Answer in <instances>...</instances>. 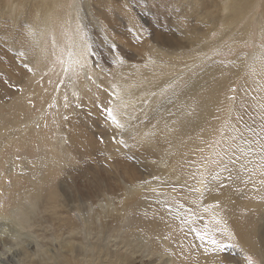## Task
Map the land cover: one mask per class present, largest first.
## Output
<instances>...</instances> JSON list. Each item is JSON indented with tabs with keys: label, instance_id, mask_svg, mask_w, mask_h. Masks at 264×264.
<instances>
[{
	"label": "rangeland",
	"instance_id": "obj_1",
	"mask_svg": "<svg viewBox=\"0 0 264 264\" xmlns=\"http://www.w3.org/2000/svg\"><path fill=\"white\" fill-rule=\"evenodd\" d=\"M45 1L46 8L52 9L50 5L56 6L57 12L55 13L56 8H53L50 26L44 35L45 45L36 61L35 46L30 42V35L23 34V37H20L23 40L19 38L18 44V37L13 36L11 28L20 22V25L25 26V31L29 29L28 25L32 24V18L27 21L19 18L16 21L15 16L20 11H12L14 13L11 16V13L4 12V9L8 10V7L4 6L7 0H1L2 5L0 4V44L14 56L13 59L17 57L9 66L0 65V242L8 240L5 247L0 249V264H178L177 256L172 257L167 253L173 250L171 243L165 244L160 239V235L164 234L158 232L159 236H156V233L153 236L150 234L152 232L140 223L144 211L153 214L154 210L158 212L165 209L167 215L170 214L174 219V225L180 235L183 238L187 236L188 240L192 239V236L200 238L196 235L198 231L206 232L208 238L230 235L224 219L226 208L216 202L203 203L204 199L197 200L196 194L188 196L183 195V192L187 191L186 188L196 189L198 185L195 179L201 176L202 171L205 173L206 187L201 194L212 188L217 189V185L223 183L237 194L244 193L251 184L254 185L253 176L257 178L256 182H261L264 186V153L260 150L264 145V0H239L240 9L236 10L232 4L233 0H105L113 3L111 7L104 6L108 14H115L120 8L118 13L123 14L122 17L126 10L137 16L133 23H124L123 30L128 34V37H124L125 40L128 38L126 41H122L116 33L105 34L103 24L95 18L84 17L85 12H88V1L105 3L104 0H54V4L53 0H43ZM21 2L18 6L26 5V8L33 4L31 0ZM159 14L162 17H159ZM124 19L126 20V15ZM119 23L123 25L122 21ZM136 25L140 26V30L135 29ZM156 30L164 32L160 33L161 36L170 37V41L165 43V48L172 51H163L159 59L147 50L151 46L155 47L154 50L158 48L152 40ZM77 35L83 39L82 51H85L87 56V62L84 63L86 65H80L79 60L72 61ZM139 35L146 36L147 41L139 46L140 48L138 44L142 37ZM12 38L16 41H11ZM23 43H28L25 46L29 47V52H23ZM177 45L182 46L178 48V52L173 50ZM87 46H90L94 55L88 57ZM101 54L108 56L104 64L101 61L99 64L96 58ZM4 57L0 56V61L6 65L7 60ZM123 64H132L139 70L138 74L133 77L131 72L122 74L123 68L119 65ZM96 65L105 72L106 81L101 83L104 87L93 82L95 95L92 98L93 95L89 97L80 94L79 89L80 82L83 81V68L90 66V77L93 78V66ZM143 69L152 70V74L145 78L150 79L153 84L147 90L140 87L139 81L143 79L137 78L142 76ZM203 70L205 74L214 72V83L220 82V88L216 92L219 98L213 97L208 104L214 106L213 112L201 130L196 131L193 142L192 138H185L178 145L184 147L186 143L190 144L185 149L188 154H183V160H187L185 165L180 162H174L175 165H172L176 171L172 179L165 176L164 180H159L154 179L159 178V175L149 176L150 171H155V168L144 162L140 153L128 151L127 147L119 142L122 139L130 146L129 142L134 141L133 135L120 137L119 131L123 133L124 130L118 129L115 124L111 126L117 128L118 133L115 130L113 134L108 127L106 134L103 129H97L91 124L93 119L100 117L99 114L111 122L104 110L108 107H112L117 116L119 113L125 115V109L119 102L123 101L124 91L130 93L131 101H136L133 90L135 88H138L140 98L136 103L126 100L131 108L128 114L132 121H146V118L149 120L148 110L145 111L141 107L149 104L148 96L165 82L163 80L171 78L159 98L168 94L170 96L174 91L185 87V82L190 76ZM123 75L128 80H134L132 83H123L119 79H123ZM102 90L108 94L104 95ZM201 91L189 97L185 104L181 102V106L186 108H183L178 117H189L196 111L199 103H202L201 96L211 95L207 87L201 88ZM181 98L184 99V96L181 95ZM174 109L178 110V107ZM174 120V125L178 128L179 122ZM214 120L218 122L212 129ZM150 130L148 129L149 134ZM203 136L207 138L202 140ZM110 139V142L115 141L124 147V154L112 152L111 146L108 145ZM201 142L203 150L196 156L193 149L196 150L197 144ZM229 146L230 153L235 149H244L238 155L245 154L249 147L255 148L251 163L245 158L235 160V165L246 167V172L241 177L231 172L230 166H218L213 163L217 159L224 160L222 149ZM119 156L123 157V160L125 158L130 168L139 169L140 175L136 179L140 182H144L141 176H147V188L139 193L141 195L133 198L134 200L128 201V204L123 189L129 181L119 182L121 186L119 183L118 186L116 183H109L111 187L114 185L115 190L107 188L106 193L97 186L100 179H107L108 175L114 174V169H107L108 162ZM218 167L220 173L213 176L212 173L217 171ZM171 188H180V193L176 194ZM55 191H61L56 204H44L43 198ZM217 192L219 193L218 189ZM82 193L89 197L79 199L78 194ZM108 202H112L111 210L114 213L110 212L111 228L103 234L99 228L104 220L100 211L110 209L106 207ZM81 204L85 210L83 212L79 210ZM240 209L247 210L238 203L233 211L238 212ZM87 217L90 223L95 221L99 235L95 230L91 235H86L84 219ZM187 225L189 226L186 228ZM133 229L149 235L147 245H137L139 249L137 248ZM165 231L171 232L170 229ZM61 237L81 242L86 248L71 252L70 249L60 246ZM102 238L106 240L102 241ZM127 240L135 242L132 247ZM151 241L152 244L156 242L157 248L151 247ZM98 243L101 248L104 247L103 250L94 247V244ZM224 244L228 246L216 256L221 264H249V260L242 263L234 258L222 262L219 254L235 256L234 250L248 254L247 258L256 264H264V255L250 250L243 252L244 246L238 241L228 239ZM194 250L196 253V249ZM4 252L12 255V259L9 257L6 263ZM118 252L123 253L122 257H117ZM211 253L208 258L203 259H195L198 257L195 255V258H191L192 264H220L211 259L214 256Z\"/></svg>",
	"mask_w": 264,
	"mask_h": 264
},
{
	"label": "bare ground",
	"instance_id": "obj_2",
	"mask_svg": "<svg viewBox=\"0 0 264 264\" xmlns=\"http://www.w3.org/2000/svg\"><path fill=\"white\" fill-rule=\"evenodd\" d=\"M24 1H26V0H24ZM238 1L239 0H233V3L231 2L232 4H234L235 10H236V8L240 9V5H239ZM20 2H21V0H7V4L5 3L4 6L8 7V10L4 9V12L11 13V16H12L13 15L12 13H14L16 11H18V12L20 11L18 13V15L15 16L16 17V19H15L16 21L19 18H23L24 21H27L28 19L31 20V18H32V24L28 25L29 29H27V30L25 29V31H23L24 30L23 28L25 26L23 27V25H20V22H19V24H17L14 27H11V28H12L13 36L18 37V44H20L19 38L23 37V34L25 35L26 33H28L30 35V42L32 44H34V46H35V55H36L35 56V61H36L37 57H40L39 55H41V52H42L41 48L44 47V45H45V42H44V37L45 36L44 35L46 34V31L48 30V28L50 26L49 23L51 21H49V20L51 18L52 12L54 10L53 8H56L55 9V13H56L57 12V7L50 5V8H52V9H49V8H46V1L43 2V0H31V2L33 4L30 6V8H29V6H27V8H26L25 4H24L25 6H23V5L18 6ZM102 2L103 1H101V2L97 1V2H93L92 3V1L91 2L88 1V8H87L88 12H85L84 17H87V18L88 17H90V18L93 17L96 20L100 21L103 24V26H104L103 29L106 30V31H104L105 34L109 35L108 33H110V34L111 33H113V34L116 33L120 37V39L122 38L121 39L122 41L125 40L124 37H128V34H127L126 31L123 30L124 23H126V22L133 23L134 21L137 20V16H135L134 14H132L131 12H128L126 10V11H124L126 13L125 14L126 15V20H125L124 19L125 15H124V17H122L123 14L118 13V12H120V8L118 9V11H115V14H111L110 15L105 10L104 6L106 5L105 7H111L113 5V3L111 1H107V2L105 1V3H102ZM235 2H236V4H235ZM21 3L23 4V2H21ZM0 4H1V0H0ZM52 4H54V0H53ZM27 5H28V3H27ZM56 5H57V3H56ZM117 5H118V3H117ZM12 7H13V9H12ZM21 7L23 9L19 10V8L21 9ZM120 7H121V4H120ZM217 7L218 6H216V8ZM227 8L230 9V6H228ZM26 9H28V10H26ZM14 10H16V11H14ZM12 11H14V12H12ZM210 13H212V12H210ZM240 16H243V15H240ZM159 17H162L161 14H159ZM215 17L216 16H214V18ZM52 18H53V16H52ZM218 18L219 17H217V19ZM211 19H212V17H211ZM185 20H187V19H185ZM119 21H122L123 25L120 24ZM92 25H94V24H92ZM5 27L8 28V26H6V24H5ZM135 29L136 30H140V26L136 25ZM7 31H9V30H7ZM161 32H163V31L162 30H160V31L156 30L154 32L155 37H153V39H152L159 49L156 47L157 49L154 50L155 47L153 48L152 46L147 48V50L151 51L152 55L155 56L157 59L160 58V55H161V53L163 51L168 50V52H169V50H170V49L165 48V45H166L165 43L170 41V37L167 38V37L161 36V34H160ZM116 34H115V36H116ZM139 36L142 37V40L141 41L138 40L139 41L138 47L144 45L147 42L146 39H145L146 36H144V35H139ZM20 40H23V39L20 38ZM81 40L83 41L81 36L77 35L76 40H75V49L73 50V54H72V61L73 60H76V61L79 60L80 61V65H82V64L87 62V56L85 54V51H82L84 48H83V42ZM126 40H128V38ZM11 41L15 42L16 39L12 38ZM157 42H159L161 44H159ZM174 42H175V44H177L176 41H174ZM23 44L25 46V44H28V43H23ZM23 44H22V46H23ZM150 44H152V43L150 42ZM27 47L28 46H25L23 48V52L24 53L29 52V47L28 48ZM146 47H147V45H146ZM180 47H182V46L181 45H177L176 47L173 48V50L176 49L175 51H177L178 48H180ZM1 54L4 55L5 56L4 58L7 60L6 65H4L5 62L2 63L0 61V65H3V66H9L11 63L15 62L14 59H17L16 56L13 59L14 56H11V53L10 52L8 53L4 49V47H2V45L0 44V56H2ZM96 58H98V63L101 61L103 64H104V62H106L108 60V56L106 54L105 55L104 54L98 55V57H96ZM31 60H33V56L31 57ZM31 60L28 57V61L31 62ZM118 64H119V62H118ZM13 65H15V64H13ZM84 65H86V64H84ZM90 66H86L85 68H83V73H84V74L82 73L83 74V81H81V82L79 81L80 82V87H81V89H79V92H80V94H83L85 96L87 95L89 97H90V95H93L92 96V98H93L94 95H95V92H94L93 87H92L93 86V82L99 84V86L101 87L102 86L101 83L106 81V74H105V72L102 69H99L100 68L99 65L98 66L96 65V66H93V70L95 71V73L93 74V78H91L90 77V71H89ZM119 66H121L123 68L122 74L126 73V72H128V73L131 72V74H132V76L130 75L131 77H133V75H135V74H138V72H139V70L138 69L136 70V68L132 64H123V65H119ZM215 68H216V66H215ZM19 70H21V68H19ZM213 73L214 72H211L209 74H205V70L197 72L196 74L194 73L193 74L194 76L192 75L186 80L185 87H182L181 89L176 90L177 92L174 91L173 93H171L170 96H168L169 95L168 94L167 96H165L163 98H161V97L159 98V96L164 91L163 89L167 85L166 84L167 81H170L171 78L163 80L165 82L161 83L158 87H156L154 89L153 94L152 95L150 94L148 96V98H150L149 104L147 106L146 105H142V107H141L143 110L145 109V111L148 110V114H150V119L147 120V118H146V121H141V120L139 121L137 119L132 121L131 117H130V114H128L129 110H131V108L128 105L129 103L126 102V100H129L130 102L136 103L138 101V99L140 98L139 93H138V88L134 87L135 89H133L134 93H135L134 95L137 98L136 101H131L129 99L130 93L127 92V91L126 92L124 91V93L122 94L123 95V101H120L119 105H121V107L125 109V112H124L125 115L122 116L123 113H119L118 114V116H119L118 118L121 120V123L125 125V127L122 129V130H124L123 133H121V131H119V133H118L117 128H113L112 127L114 124L112 122L106 121L105 117L104 116L102 117L101 114H99L100 117L98 119H93L91 124L93 125V127L97 128V129H100V130L103 129L104 132L106 130L110 129L111 134H113V132H115V130H116V133H118L120 135V137L123 136V135H127L128 137L130 135H133L134 136V141L133 142H129L130 146H127V150L128 151L129 150L130 151L133 150L134 152L137 151V153L141 154L142 158L144 159V162L146 161L150 166L155 168V171H150V173L148 175L149 176L159 175V180H164L165 176H167V177L172 179L176 175V171H175V169H174V167L172 165H175L174 162H180L181 164L185 165V162L187 160L186 161L183 160V158H184L183 154L184 153L188 154V152L185 149L190 144L186 143V146H184V147H178V145L185 138H192V142H193L194 138L196 137V131L199 130V129L201 130V127L205 123L208 122L207 119L209 118V116L213 112L214 106L212 104H210V105H208V104L211 102V99L213 97L219 98L217 96L216 92L220 88V82H218V84L214 83V79H213L214 74ZM151 74H152V70L143 69V71L141 72L142 76H137V78H142L143 79V80L139 81L140 87L143 90L150 89L151 85H153L152 82H150V79H147V80L145 79L146 77L150 76ZM137 78H135V79H137ZM119 79L123 83L124 82L132 83V81L134 80V78H131L130 80L126 79L125 75H123V79H121V78H119ZM102 87H104V85ZM203 87L209 88V90L211 92V95L210 96H207V95L206 96H201L200 99H202V103L198 102L200 105L198 106V108L196 109V111L192 115L187 114V115H190V116L189 117L188 116L185 117V116L181 115L182 117H178L181 114V112L183 111V108H186V107L181 106L182 105L181 102H184V104H185L189 97H191L193 95L195 96V94H197V92H200L201 88H203ZM205 91H206V89H205ZM102 93L104 95L108 94V92L106 94V92L104 90H102ZM181 95L184 96V99H182L183 97L181 98ZM199 96H200V94H199ZM214 102H216V101H214ZM175 107H178V110H175L174 109ZM174 119H176L179 122V127L178 128H176L175 125H174V122H173V121H175ZM96 120H98V121L96 122ZM135 121H137V122H135ZM217 122H218V120H214V124L212 126V129L215 128ZM107 124H108V126H107ZM39 125H41V124H39ZM109 125H110V127H109ZM107 127H108V129H107ZM148 129H151L150 130V134L148 133ZM206 133H210V132L206 131ZM206 138H207L206 136H203L202 140H205ZM89 141L91 143L93 142V140H90V139H89ZM110 141H111V139L108 140V145L111 146L112 152L117 151V153H120V152L123 153V148L124 147L120 146L119 145L120 143L117 144L115 141H114V143L110 142ZM202 142L200 144H197L198 148L196 150L193 149V152H196L195 153L196 156L200 152L201 149L203 150ZM188 149H190V148H188ZM241 150H244V149H235V150H233L232 153L229 154V155L232 156V160L235 161V160H239L241 158H245L248 163H251V157L255 155V152L253 153V152L247 151L243 155H238L241 152ZM189 153H191V152H189ZM108 163H109V165L107 166V169H110L111 171H112V169H114V171H113L114 174H112L111 176L108 175L107 179H105V178L104 179L103 178L100 179V183L98 185L96 184L101 189L102 192L106 193L107 192V188H111L112 190H115L114 185L112 184V187H111V186H109L110 185L109 183H116V186H118V185H120L119 182H121V181L122 182L129 181L128 183H125V187L123 189V191H124L123 194L126 195L125 201H127L126 203L128 204V201L134 200L133 198L137 197V195L138 196L141 195L139 193L144 191L147 188V186L145 185L147 183L145 181L147 179V176L146 175L144 177L141 176V178L144 179L143 180L144 182H142V181L140 182L138 179H136L140 175V172L138 171L139 169H135V168H132V167L130 168L129 167V163H127V161H125V158L123 160V157L121 158L119 156V158H115V160L109 161ZM223 164H225L227 166H230L231 167L230 168L231 172H234L239 177L243 176L245 174V172H246V167H244L245 165L244 166L235 165V163H233V162H231L229 160L228 156L224 157ZM46 168H47V166H46ZM26 169L27 168H25V170ZM183 169H184V166H183ZM219 173H220V167H218V170L213 172L212 175L213 176L214 175L218 176ZM204 174L205 173L202 171V174H200L201 176H199V177H197L195 179V183L198 185L196 187V189H199L200 191H195V188L193 190H190V189L186 188L187 191H184L183 195L187 194L188 196H192L193 194H196L197 195V197H196L197 200H198V198L200 200L204 199L203 203L216 202V203L221 204L223 206V208L227 209V213L224 215V219H225V221L228 224V228H226V229L229 231L230 235L229 234H226V235L224 234V236L222 235V236H218V237L217 236H213V237H215L217 240H220L222 243H225L228 239H234V240L238 241L239 244H242L244 246L242 248L243 252H248L250 250V252L258 253V254L263 256L264 255V186H263V184L261 182L260 183L256 182L257 178L255 176H253V178H254L253 181H255L254 185L251 184V186L249 188H247V190L244 193L241 192V194H237V192L234 191L233 189H231L230 186H228L225 183H223V184H218L217 185V189H218L219 193L217 192V189L212 188V190H211V189H209L207 187L209 190H207L206 192L201 194L203 192L204 188L206 187V183H205L206 181H205V175ZM123 177H125V178H123ZM248 178H250V177H248ZM94 181H97V183L99 182L98 180H94ZM92 183L95 184L94 182H92ZM169 183H171V182H169ZM259 186H261V187L259 189H257ZM153 188H151V189H153ZM172 190L176 191L175 193L178 194V193H180L181 189L180 188H174V189L171 188V191ZM60 192L61 191H55V192L47 194L43 198V203L46 204V205L50 204V205L53 206V204H56L58 199H60V197H59ZM83 194L84 193L78 194L79 199H84L87 196V195H83ZM245 194H251L253 196L252 197H247V196H244ZM240 196H242V197H240ZM88 197H86V198H88ZM21 202H23V200H21ZM238 203L242 204L243 207L245 209H247V210L240 209V211L242 210L241 212L240 211H238V212L233 211V208L236 205H238ZM111 204H112V202L111 203L108 202V204L106 205V207L110 208L108 211L103 210V209L101 211L99 210L101 215H103V218H104V220L101 221V224L99 226V228L101 229V232H103V234H106L108 229L111 228L109 222L112 221V217H110V214L114 213L111 210V206H112ZM79 210H81V212H83L84 209L82 207V204L79 205ZM156 211L154 210L153 214L148 213V211H144L145 213H144L143 216H141L140 223H143L145 225L146 229L148 231L152 232L150 234H153V236H154V233H156V236L157 235L159 236L158 232L164 234V235H160L161 236L160 239L165 244L171 243L173 250L170 251V252H167V253H169L172 257H176L177 256L176 259H177V263L178 264H186V263H191L192 264L191 258H195L194 257L195 255L198 256L195 259H199V258L203 259V257L204 258H208L209 255H210V252H212L213 255H214L213 258H211V259H215V262H218V263L221 264V261L217 260V258H216V256H218L217 254L219 253L220 250H217V247H214L211 244L210 238H208L209 236H207V238H205L203 240L200 239V238H196V236H194L195 238L192 236L191 237L192 239H190V240H188L187 236H184V238H183V236H181L180 233L178 232V228H176L175 225H174L175 224L174 219L169 216L170 214L167 215L168 212L165 209L158 210V212H156ZM120 212H121V215H122L123 213H122L121 210H120ZM123 216H124V214H123ZM84 220L86 222V231H85L87 233V234L85 233L86 235H88V236L91 235L93 230L97 231L96 230V226L94 225L95 221L93 223H90L88 217L85 218ZM107 220H109V221H107ZM11 221H13L12 218H11ZM195 221H197V220H195ZM188 226L189 225H187L186 228ZM169 229H170L171 232L167 233L165 230H169ZM132 232H133V234L136 235L137 243L139 242V244L136 243V246L139 245V247H140V245L141 246L142 245H147V241H148V239H150L149 235L146 236L145 232L137 231L135 229H133ZM198 232L196 233V235L200 236L199 235L200 233H198ZM71 233L74 234L73 232H71ZM75 234H77V232ZM99 234H100V232L97 231V235H99ZM156 236H155V239H156ZM226 236H229V238H227ZM95 238H96V236H95ZM224 238L226 240H224ZM85 239H86V237H85ZM103 240L105 241L106 239L102 238V241ZM123 240H124V238H123ZM127 242L132 247L134 241H131L132 242L131 243V242H129V240H127ZM6 243H8V240H1L0 249H2L3 246L5 247ZM60 243H61L60 246L70 249L71 252H72V250H75V249L80 251V250L86 248V246L82 245L81 242H78V241L75 242L72 239H62V237H61V242ZM150 244L152 245L151 246L152 248H154V249L157 248L156 242L155 243L153 242V244H152V241H151ZM207 244H208V248L209 249L207 248ZM107 245H108V243H107ZM129 245H127V246L130 247ZM94 247L98 248L99 250H103L104 249V247L101 248V245L99 243H98V245L94 244ZM134 248L136 249V247H134ZM137 248H138V246H137ZM194 249H196V251H197L196 253H195ZM70 250H69V252H70ZM140 250H141V248H140ZM140 250H138V251H140ZM143 250H144V248H143ZM141 252H143V251H141ZM133 253L134 252H132V254ZM234 253H235V256L228 255L226 253L225 254H219V255L221 256L220 258L223 259L222 262H225L227 260H232V258H234V260L242 262V263H245V262L248 261V259H246V257H248V254L244 255L239 250H234ZM122 254L123 253L120 254L118 252L116 255L118 257V256H121ZM188 254H191V255H188ZM3 255L5 257V263L7 261H9V260H7V259H9V257L12 259V255L11 254L9 255V254H6V252H4ZM121 260L122 259H120V261ZM206 260H208V259H206ZM212 261H214V260H212Z\"/></svg>",
	"mask_w": 264,
	"mask_h": 264
},
{
	"label": "snow or ice",
	"instance_id": "obj_3",
	"mask_svg": "<svg viewBox=\"0 0 264 264\" xmlns=\"http://www.w3.org/2000/svg\"><path fill=\"white\" fill-rule=\"evenodd\" d=\"M87 49H88V57L94 55V53L90 50V46H87ZM114 95H115V93H114ZM104 110L107 113L109 120L113 124H115V126L118 129H123L125 127V125L121 123V120L118 118V116L116 115V113H115V111H114V109L112 107L105 108ZM113 139H116V137H113ZM233 139H235V138H233ZM119 142L122 143V144H124L126 147L128 146L127 143H126V141H124L122 139ZM245 143H248V141H245ZM260 150H261V153H264V145L261 146V149ZM222 151H223V154L225 156H228V158H229V160L231 162L235 163V161L232 160V156L229 155V153L231 151L230 146L228 148L222 149ZM249 151L254 153L255 152V148L254 147H249ZM213 163L217 164L218 166L219 165H223V160L222 159H217V160L213 161ZM227 170L228 169L225 166V171H227ZM216 178H218V177H216ZM228 178L231 179V177H228ZM154 179H159V178L158 177H154ZM195 191H200V190L199 189H195ZM199 235H200V238L202 240L205 239V238H207V233L206 232L205 233H200ZM210 242H211V244L214 247H217V250H220V251H222L225 247L228 246V245L222 243L220 240H217L215 237H211L210 238ZM246 259L249 260V264H256V262L253 261V260H251L250 258H247L246 257Z\"/></svg>",
	"mask_w": 264,
	"mask_h": 264
}]
</instances>
